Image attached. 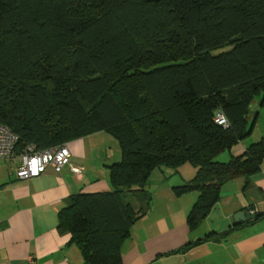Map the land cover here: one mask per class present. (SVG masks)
I'll return each mask as SVG.
<instances>
[{
	"label": "trees",
	"instance_id": "1",
	"mask_svg": "<svg viewBox=\"0 0 264 264\" xmlns=\"http://www.w3.org/2000/svg\"><path fill=\"white\" fill-rule=\"evenodd\" d=\"M263 95L264 0H0V124L18 137L15 152L96 133L121 152L108 171L111 191L72 195L57 215V231L84 264H121L151 207L155 170L197 169L172 189L177 198L198 193L190 231L225 183L247 185L264 160V137L226 163L216 159L255 134L251 107ZM218 111L228 128L214 124Z\"/></svg>",
	"mask_w": 264,
	"mask_h": 264
},
{
	"label": "crops",
	"instance_id": "2",
	"mask_svg": "<svg viewBox=\"0 0 264 264\" xmlns=\"http://www.w3.org/2000/svg\"><path fill=\"white\" fill-rule=\"evenodd\" d=\"M256 107H251L252 120L256 119ZM104 134L66 144L71 163L83 170L82 178L65 167L59 174L48 170L37 178L19 181L14 172L21 153L16 151L11 159H0V264H84L78 249L68 244L70 236L57 231V215L72 195L111 191L108 171L112 165L108 160L116 157L119 149L110 148L114 145ZM244 143L232 148L228 157L223 153L216 160L226 163L240 156L246 147L239 145ZM189 166L152 172L146 188L151 207L134 224L123 244L121 264H264V160L247 185L243 178L225 183L219 202L193 231L188 229L186 219L198 193L177 198L172 191L198 175L197 169ZM249 211L258 216L256 222L235 223L236 214ZM225 232L223 240H210L177 253L209 234Z\"/></svg>",
	"mask_w": 264,
	"mask_h": 264
},
{
	"label": "built area",
	"instance_id": "3",
	"mask_svg": "<svg viewBox=\"0 0 264 264\" xmlns=\"http://www.w3.org/2000/svg\"><path fill=\"white\" fill-rule=\"evenodd\" d=\"M213 122L224 129L229 127V123L221 111L215 113ZM17 144L18 137L0 124V159H11L15 155ZM65 167H68L75 177L82 178L83 170L71 163V154L66 144L56 148L42 149L39 143L31 141L20 155V163L14 176L16 180L28 181L41 176L48 170L59 174ZM252 213L249 211V214Z\"/></svg>",
	"mask_w": 264,
	"mask_h": 264
},
{
	"label": "rangeland",
	"instance_id": "4",
	"mask_svg": "<svg viewBox=\"0 0 264 264\" xmlns=\"http://www.w3.org/2000/svg\"><path fill=\"white\" fill-rule=\"evenodd\" d=\"M264 99V95H263V97H259L256 101H255V103L256 104H258V106H259V104L261 103V101ZM256 107V109H255V112H256V119L258 120V124H257V126H256V128H255V135L254 136H256V137H254V138H251L250 140H247V141H245V143L243 144V145H239L240 147H247L249 144H251V143H254V142H257L258 140H260L261 138H263L264 137V118H262V116L264 117V108L263 109H261V108H259V107ZM105 135V137H107L106 139H108V141H110V144H113L114 146L113 147H110V148H114V149H119L118 148V144H117V141L114 139V138H112L111 136H108V135H106V134H104ZM111 150V149H110ZM223 155H226V157H228L227 155H228V152H225ZM118 156V158H116ZM116 157L114 156L113 157V159H111V161L110 160H108V164L109 165H114V164H121V152H120V150H119V152H118V154H116ZM222 157V156H221ZM116 158V159H115ZM116 160V161H115ZM218 160H220V158L218 159ZM218 160H216V161H218ZM226 160H228V159H226ZM219 162V161H218ZM190 167V166H189ZM154 176V174H152V176H151V178ZM154 179V178H153ZM152 179V180H153ZM252 215V214H251Z\"/></svg>",
	"mask_w": 264,
	"mask_h": 264
},
{
	"label": "water",
	"instance_id": "5",
	"mask_svg": "<svg viewBox=\"0 0 264 264\" xmlns=\"http://www.w3.org/2000/svg\"><path fill=\"white\" fill-rule=\"evenodd\" d=\"M255 219V216L249 214V212H240L234 216V221L236 224L244 223V222H251Z\"/></svg>",
	"mask_w": 264,
	"mask_h": 264
}]
</instances>
